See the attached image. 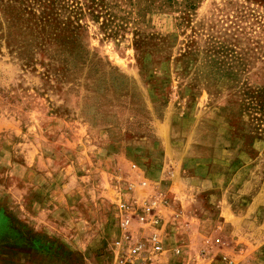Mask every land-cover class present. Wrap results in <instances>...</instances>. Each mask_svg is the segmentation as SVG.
<instances>
[{
    "label": "rangeland",
    "instance_id": "1",
    "mask_svg": "<svg viewBox=\"0 0 264 264\" xmlns=\"http://www.w3.org/2000/svg\"><path fill=\"white\" fill-rule=\"evenodd\" d=\"M0 145L70 155L102 193L4 236L0 264H117L154 230L138 264H264V0H0Z\"/></svg>",
    "mask_w": 264,
    "mask_h": 264
},
{
    "label": "crops",
    "instance_id": "2",
    "mask_svg": "<svg viewBox=\"0 0 264 264\" xmlns=\"http://www.w3.org/2000/svg\"><path fill=\"white\" fill-rule=\"evenodd\" d=\"M36 151V157L29 160L27 155H18L12 149L0 145V226L3 227L0 241L16 230L34 234L32 240H36L38 233L29 227L30 219L38 221L44 216L57 214L56 210L69 212L75 208L76 201L86 200L85 206L90 204V200L102 196L101 192L91 189L94 182L92 171L78 174L77 163L70 155L60 165L64 159L59 160L56 150L51 155L44 151L40 153L38 148ZM126 184L125 189L119 191L121 200L136 204L139 198L134 193L135 189L126 190L129 189V184ZM171 193L173 199H179L178 207L182 208L184 201L177 193ZM163 221V213L156 212L152 219L145 218L143 224L156 226Z\"/></svg>",
    "mask_w": 264,
    "mask_h": 264
},
{
    "label": "built area",
    "instance_id": "3",
    "mask_svg": "<svg viewBox=\"0 0 264 264\" xmlns=\"http://www.w3.org/2000/svg\"><path fill=\"white\" fill-rule=\"evenodd\" d=\"M158 200L149 201L144 207V212L156 216V209L158 207ZM130 219L126 218L122 221L121 226L128 229ZM117 251V264H138L136 261L144 262L147 254H159L163 250L161 234L158 230L152 231L149 236L142 234H125L114 243ZM174 252L179 254L181 249L176 248ZM126 255V258H120Z\"/></svg>",
    "mask_w": 264,
    "mask_h": 264
}]
</instances>
